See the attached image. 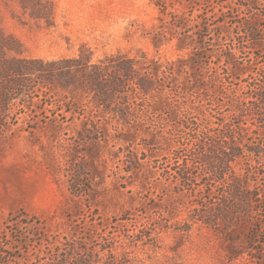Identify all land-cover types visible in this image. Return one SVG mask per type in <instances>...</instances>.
<instances>
[{"label":"rangeland","instance_id":"1","mask_svg":"<svg viewBox=\"0 0 264 264\" xmlns=\"http://www.w3.org/2000/svg\"><path fill=\"white\" fill-rule=\"evenodd\" d=\"M21 1L0 0V41L10 40L4 41L14 49L9 58L44 61L83 54L93 63L111 55L144 64L190 63L191 56L204 53L217 62L226 50L235 51L244 24L264 13V0H24L26 7ZM256 50L264 55V42ZM186 71L189 76L193 70L187 66ZM200 71L207 72L205 64ZM5 72L0 66V234L8 230L11 217L32 219L28 227L9 234L8 251L15 256L10 264H54L64 243L77 239L86 253L101 257L98 264H105L107 252H98L101 226L112 224L109 231L117 233L118 219L123 229L133 231L155 211L170 226L150 244L118 239L113 252H127L124 264H264V212L249 218L258 232L253 242L242 235L226 237L234 229L245 230L237 225L214 228L199 222L189 233L177 229L191 214L190 198L175 192L176 180L166 171H172L173 152L182 141L190 148L200 138L173 130L166 113L140 108L151 101H173L180 108L182 101L199 105L198 97L157 89L154 100L144 98L135 106L142 115L137 129L111 130L97 140L91 138L95 130L83 129V119L100 111L86 91L77 93L76 83L72 94L59 81L35 79L27 87ZM185 75H176L174 87ZM214 96L213 89L201 94L205 107L218 113L224 108ZM122 133L130 136L118 138ZM129 151L139 161L134 172L125 169ZM197 172L200 181L204 172ZM210 189L219 203L216 197H223L224 188ZM127 212L131 219L122 222Z\"/></svg>","mask_w":264,"mask_h":264},{"label":"trees","instance_id":"2","mask_svg":"<svg viewBox=\"0 0 264 264\" xmlns=\"http://www.w3.org/2000/svg\"><path fill=\"white\" fill-rule=\"evenodd\" d=\"M21 3L26 7L24 0ZM256 14L254 22L244 24L243 35L238 37L235 51L226 50L218 56L217 62L209 60L210 57H205L204 53L191 56L190 63L179 59L144 64L126 55L106 56L94 63L91 57L83 54L51 61L9 58L7 53L14 49L4 42L10 40L4 38L0 41V66L18 78L22 86L30 87L35 79L59 81L64 90L73 94L71 84L76 83L77 93L86 91L100 111L94 118L83 119V129L95 130V137L91 138L97 140L106 139L111 130L137 129L142 115L135 113V106L140 105L144 98L154 100L157 89L164 90L165 87L169 92L190 95L191 100L198 97L199 105L192 102L187 106L188 102L182 101L179 102L180 108L173 101L158 105L151 101L145 109L140 108L141 112L166 113L174 122L173 130L186 131L194 136L193 139L200 138L192 140L190 148L182 141L173 152L172 171H166L176 180L175 192L186 193L190 198L191 214L188 219L178 222L177 229L189 233L199 222L214 228L221 224L225 228L237 225L245 230L234 229L226 232V237L232 239L242 235L248 242H253L255 237L257 240L258 232L251 227L253 223L249 218L264 212V60L259 62L264 55L260 56L256 50L264 42V13ZM204 64L207 72L201 73ZM187 66L193 70L192 76H188ZM183 72H186L185 80L181 86L174 87L176 75ZM208 89H213L217 105L224 108L221 112L214 113L210 107H205L201 94ZM195 131L200 135L193 133ZM81 136L89 138V135ZM129 136L124 133L122 137L117 135L122 139ZM131 153L129 151L125 158L127 172L139 168V161L132 159ZM235 165H239L238 171ZM199 169L204 172L200 181ZM215 185L224 188L223 197H216L219 203L213 202L214 195L210 189ZM155 212L150 220L141 222L133 231L123 229L124 224L120 225L118 219L114 222L115 229H119L117 233L109 231L112 224L101 226L104 235L98 243V252H107L109 261L105 264H124L127 252L122 257L113 252L118 239L144 245L156 241L161 231L170 225L163 223V214ZM130 219L127 212L121 220L126 222ZM31 220L21 217L8 219V230L0 234V264H10L9 259L15 258L8 251L12 247L9 234L13 236L22 227H28ZM25 245L29 246L28 242ZM64 247V253L54 255V264H98L101 260L99 255L93 257L86 253L78 239L67 241ZM72 255H76L74 262L70 261Z\"/></svg>","mask_w":264,"mask_h":264}]
</instances>
